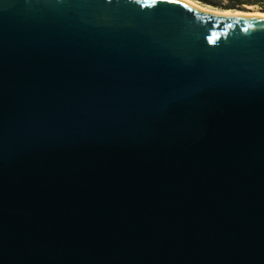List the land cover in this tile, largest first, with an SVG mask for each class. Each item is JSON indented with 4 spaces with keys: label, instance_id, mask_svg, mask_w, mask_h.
<instances>
[{
    "label": "water",
    "instance_id": "water-1",
    "mask_svg": "<svg viewBox=\"0 0 264 264\" xmlns=\"http://www.w3.org/2000/svg\"><path fill=\"white\" fill-rule=\"evenodd\" d=\"M0 264H264V15L0 0Z\"/></svg>",
    "mask_w": 264,
    "mask_h": 264
},
{
    "label": "bare ground",
    "instance_id": "bare-ground-1",
    "mask_svg": "<svg viewBox=\"0 0 264 264\" xmlns=\"http://www.w3.org/2000/svg\"><path fill=\"white\" fill-rule=\"evenodd\" d=\"M185 1L197 6L203 11L212 12V13L225 14V15H258V14L264 15V11L261 8H249V9L220 8L204 3L201 0H185Z\"/></svg>",
    "mask_w": 264,
    "mask_h": 264
},
{
    "label": "rangeland",
    "instance_id": "rangeland-1",
    "mask_svg": "<svg viewBox=\"0 0 264 264\" xmlns=\"http://www.w3.org/2000/svg\"><path fill=\"white\" fill-rule=\"evenodd\" d=\"M201 1L204 2V3L210 4L212 6H215V7L229 8V7H224V6L227 5V4L233 3L235 1H240V0H205V1L201 0ZM246 7H249V8H262L261 5H258V4H256V5L243 4V7H241V8H246Z\"/></svg>",
    "mask_w": 264,
    "mask_h": 264
},
{
    "label": "trees",
    "instance_id": "trees-1",
    "mask_svg": "<svg viewBox=\"0 0 264 264\" xmlns=\"http://www.w3.org/2000/svg\"><path fill=\"white\" fill-rule=\"evenodd\" d=\"M205 1V0H203ZM243 4H251V5H261V7L264 9V0H240V1H235L233 3L227 4L224 7H229V8H241L243 7Z\"/></svg>",
    "mask_w": 264,
    "mask_h": 264
},
{
    "label": "snow or ice",
    "instance_id": "snow-or-ice-1",
    "mask_svg": "<svg viewBox=\"0 0 264 264\" xmlns=\"http://www.w3.org/2000/svg\"><path fill=\"white\" fill-rule=\"evenodd\" d=\"M108 2H111V0H108ZM136 3H142L143 0H135ZM162 2H166V3H179L180 0H150V3L153 4V5H157L159 3H162ZM210 43H212V41L210 40L209 41Z\"/></svg>",
    "mask_w": 264,
    "mask_h": 264
}]
</instances>
